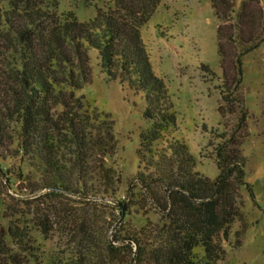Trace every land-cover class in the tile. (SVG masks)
<instances>
[{"label": "trees", "instance_id": "obj_1", "mask_svg": "<svg viewBox=\"0 0 264 264\" xmlns=\"http://www.w3.org/2000/svg\"><path fill=\"white\" fill-rule=\"evenodd\" d=\"M211 1L215 15L224 21L217 28L218 53L223 60L224 99L230 100L229 83L239 88L243 82L244 57L264 42L260 16L264 12L257 0L246 1L236 16L229 0ZM112 2L113 10L87 21L73 12L53 11L42 0H8L0 8V56H4L0 57V164L6 152L21 156L18 178L26 181L28 193L19 196H36L39 223L51 230L61 217L62 224L79 225L78 232L73 229L76 239L80 246L88 245L75 257L58 254L40 264H215L224 254L216 237L223 229V240L230 241L237 188L247 185L246 159L236 146L235 135L217 147L219 174L215 179L193 170L195 159L175 134L176 114L171 112L167 87L152 70L141 38L142 26L161 0ZM90 48L99 52L111 78L145 94L144 115L155 123L141 133V147L154 157V143L167 139V150L173 152L164 163H150L139 153L140 164L148 161L156 169L149 174L139 171L133 178L127 196L119 201L125 205L124 213L107 201L118 200L108 173L100 176L106 177L104 182L89 187L93 179L88 177L89 157L106 142L96 140V112L74 93L91 80ZM246 115L244 110L241 126ZM103 123L104 134L111 137V124ZM5 172L9 175L10 169ZM138 189L163 217L158 223L131 230L126 228V217L136 204ZM70 196L77 197L83 213L59 206L61 198ZM109 208L118 209L120 215L110 211V219L103 224L107 222L112 239L100 243L95 241L96 225L102 211ZM18 213L11 210L6 229L0 230V264H30L28 260L38 250L28 223L18 219Z\"/></svg>", "mask_w": 264, "mask_h": 264}, {"label": "rangeland", "instance_id": "obj_2", "mask_svg": "<svg viewBox=\"0 0 264 264\" xmlns=\"http://www.w3.org/2000/svg\"><path fill=\"white\" fill-rule=\"evenodd\" d=\"M42 1L44 6L58 13L73 12L81 21L115 8L112 0ZM229 1L233 3L236 16L248 0ZM257 1L264 12V0ZM7 3L8 0H0V8ZM260 16L264 19V13ZM221 24L224 21L215 15L211 0H161L156 12L142 26L141 38L152 70L167 87L171 112L176 114L175 134L187 144L189 153L194 157L193 170L203 177L215 179L219 174L217 147L235 135L238 141L236 146L246 159L244 180L247 185L237 188V215L230 224V241L223 240V229L216 237L224 254L215 264H264V42L244 57L243 82L239 88H235V83L231 81V98L225 100L224 93L227 92L223 87V60L218 53L217 39V28ZM89 55L91 80L74 93L96 112L93 122L97 128V142L106 141L104 146H96L89 157L91 166L88 177L93 178L89 187H97L109 174L113 177L118 200L107 201L116 204L127 196V190L139 171L149 174L156 169L150 168L148 161L140 164V152L147 156L150 163H164L173 157V152L167 150V139L154 143V157L141 147V133L155 123V120L144 115L148 106L145 94L135 93L126 83L111 78L97 50L90 48ZM0 57L3 58V54ZM227 68L230 73V60L227 61ZM234 98H242L243 101L241 103ZM244 110L247 113L246 122L241 126ZM103 120L111 124V137L107 138L104 134ZM2 151L0 149V153ZM11 153L6 152V158L0 164V230L6 229L8 214L15 209L19 212L16 217L28 223L32 239L38 245L35 258L28 260L30 264H40L58 254L66 259L77 256L80 249L88 247L86 244L80 246L76 239L74 230L77 228L78 232L79 225L62 224L59 217V224L45 230L36 215V196H19L28 191L24 187L26 181L18 178L21 156H16L14 151ZM23 167L29 171L28 166ZM6 169H10L9 175ZM102 175L105 176L100 178ZM7 177H11V180L8 181ZM141 194V190L135 191L136 204L126 217L127 229L140 230L158 223L163 217ZM58 204L64 209L73 207L74 212L83 213L77 197H63ZM111 210L115 215H120L118 209L102 211L104 215L96 225L101 232L96 230L95 241L102 243L112 239L110 229L106 228L107 222L103 224L104 220L110 219L108 215ZM21 254L22 257L29 256Z\"/></svg>", "mask_w": 264, "mask_h": 264}, {"label": "water", "instance_id": "obj_3", "mask_svg": "<svg viewBox=\"0 0 264 264\" xmlns=\"http://www.w3.org/2000/svg\"><path fill=\"white\" fill-rule=\"evenodd\" d=\"M116 204H118L122 208V212L124 213L125 205H123L121 202H116ZM122 217H123V215L121 216V218Z\"/></svg>", "mask_w": 264, "mask_h": 264}]
</instances>
